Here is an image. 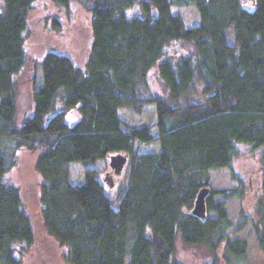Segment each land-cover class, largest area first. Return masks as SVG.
I'll return each instance as SVG.
<instances>
[{
  "label": "trees",
  "instance_id": "1",
  "mask_svg": "<svg viewBox=\"0 0 264 264\" xmlns=\"http://www.w3.org/2000/svg\"><path fill=\"white\" fill-rule=\"evenodd\" d=\"M34 1L0 2V264H20L18 245L33 241L19 190L5 179L14 159L4 143L12 152L39 148L40 214L69 264H179L172 259L177 235L212 255L223 241L244 255L245 242L228 238L232 221L215 199L231 193L210 187L208 170L231 168L237 142L264 145V0H248L251 9L246 0H88L84 66L45 52L32 111L17 124L13 75L26 61ZM52 2L68 7L70 0ZM135 2L138 13L128 11ZM173 7L190 9L193 21ZM51 23L59 29L56 17ZM173 40L193 50L176 61L164 57ZM155 65L168 100L147 93ZM73 107L79 117L70 125L65 111ZM118 153L129 162L130 181L116 196L106 193L112 177L99 178V170L87 169L79 184L67 179V162H109ZM259 159L264 164V151ZM232 178L240 196L244 185ZM201 189H208L203 217L192 213Z\"/></svg>",
  "mask_w": 264,
  "mask_h": 264
},
{
  "label": "rangeland",
  "instance_id": "2",
  "mask_svg": "<svg viewBox=\"0 0 264 264\" xmlns=\"http://www.w3.org/2000/svg\"><path fill=\"white\" fill-rule=\"evenodd\" d=\"M1 2V0H0ZM88 0H70L68 7L58 6L52 0H35L33 8L28 15L25 31L24 49L26 54L25 64L13 75L15 82L16 122L20 124L24 116L32 111V91L40 79L39 61L48 50L68 54L73 62L84 66V61L89 51L91 41L90 21L91 14L88 10ZM243 5L252 8L250 1ZM138 2L128 11L138 13ZM173 12L183 14L186 21H193L190 9L181 11L173 7ZM52 17L59 21V29L53 27ZM229 40L232 32L227 31ZM193 50L191 43L183 40H173L165 47L164 57L176 61L178 56L188 54ZM147 93L158 94L168 100V94L157 73V65L151 67L147 73ZM198 89L200 85H197ZM197 98H201L197 96ZM60 109L58 105L56 110ZM79 117L76 107L65 111V121L72 125ZM237 154L233 156L231 168L222 167L209 169V185L215 188H225L231 193L229 197L216 195L215 199L221 201L232 221L226 230L229 239H239L245 242L244 255L237 256L227 251L226 242L223 241L212 255L205 245H187L180 236L176 238V248L172 259L179 264H206L215 260L216 264H264V250L259 246L257 233L264 242V164L259 157L264 151V145L251 147L250 144L237 142ZM2 149L6 154H11L14 164L5 173L7 182L15 185L20 193L24 210L29 215L33 230V241L29 246L18 245L16 256L20 264H69L63 254L66 247L61 246L57 240L48 233L43 223L39 201V185L41 177L34 168V160L39 152L25 147L15 148L12 152L9 144L4 143ZM122 172H111V181L106 193L114 197L118 192H123L130 181L129 162L124 163ZM67 179L74 184L82 183L87 169L99 170V178L110 170L107 159L95 162L70 161L66 163ZM233 171V172H232ZM232 173L240 177L244 191L240 196L235 192L238 180L232 178ZM213 214V213H211Z\"/></svg>",
  "mask_w": 264,
  "mask_h": 264
},
{
  "label": "water",
  "instance_id": "3",
  "mask_svg": "<svg viewBox=\"0 0 264 264\" xmlns=\"http://www.w3.org/2000/svg\"><path fill=\"white\" fill-rule=\"evenodd\" d=\"M109 165L111 168L114 169L115 173H119L122 170V167L124 163L126 162V156L122 153L118 154H112L109 157ZM112 185V182L110 183ZM208 189H201L195 199L193 208H192V213L203 217L205 214V204H204V196L207 193Z\"/></svg>",
  "mask_w": 264,
  "mask_h": 264
},
{
  "label": "flooded vegetation",
  "instance_id": "4",
  "mask_svg": "<svg viewBox=\"0 0 264 264\" xmlns=\"http://www.w3.org/2000/svg\"><path fill=\"white\" fill-rule=\"evenodd\" d=\"M111 172H114V169H111ZM105 174H106V177H105L106 180H107L108 177H109V179L111 178V176L109 175L110 173L106 172Z\"/></svg>",
  "mask_w": 264,
  "mask_h": 264
}]
</instances>
